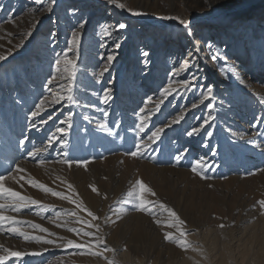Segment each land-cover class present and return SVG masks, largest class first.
I'll use <instances>...</instances> for the list:
<instances>
[{
    "label": "rangeland",
    "instance_id": "rangeland-1",
    "mask_svg": "<svg viewBox=\"0 0 264 264\" xmlns=\"http://www.w3.org/2000/svg\"><path fill=\"white\" fill-rule=\"evenodd\" d=\"M244 1L220 0L216 5L226 7L228 12L224 20L213 22L217 16L207 0H121L127 8L144 13L140 16L117 9L106 0H55L54 4L52 0H0V54H7V59L0 61V174L20 164L26 170L23 175H31L56 190H67L57 176L71 183L84 204L99 217L94 221L100 225L97 236L115 249V254L92 256L81 249H64L0 233V248L40 253L19 260L10 258L11 264H107L104 257L113 255L119 264H220L222 255L228 256L226 264H264V213L258 204L264 199V136L258 135L264 132V122L257 123V118H264V0L239 9L237 4ZM169 15L188 20L189 25L164 19ZM81 21H86L83 28H79ZM119 22H128L131 29L118 30L121 33L108 41L101 27L112 26L115 33L114 25ZM209 28L212 33L207 32ZM234 28L241 29L240 39L234 32L229 37L219 36ZM30 29L32 35L25 36ZM74 30L82 34L74 85L78 103L54 106V120L41 126L38 117V127L33 129L29 127V112L43 95H48L44 85L53 71L55 56L66 48ZM201 38L204 44H195ZM116 42L120 44L118 49L114 47ZM209 45L214 52L209 51ZM196 48V66L174 75L173 70ZM110 52L116 58L98 80L103 57ZM217 53L220 58L214 62L211 55ZM193 72L198 77L197 87L181 89L168 97L149 128L163 126L186 111L185 119L166 129L142 157L125 155L134 145L135 113L147 97L157 99L169 79H190ZM207 86L213 87V95L201 104L200 93ZM105 87L112 88L107 105L101 101ZM192 103L198 107L192 108ZM208 103L214 107L208 109ZM53 111L48 109L49 114ZM68 112L73 113V127L66 137L67 147L58 143L50 147L39 157L45 161L43 165L28 157L33 147L45 146L54 124ZM209 113L214 117L209 129L213 136L206 137L202 132L188 137L187 130L198 126ZM100 121H106L112 131L99 128ZM139 135L145 137V133ZM25 137L28 139L21 145ZM179 153H183V159L177 163L174 157ZM65 155L90 163L87 168H69L61 162ZM198 158L210 166L203 170L206 179L191 171L192 162ZM138 178L155 191L156 196L148 198L160 200L185 221L187 239L202 251L185 250L165 240V231L175 233L174 228L157 224L148 213L122 204ZM21 183L23 188L11 180L6 186L54 205L56 211L74 208L68 201ZM92 184L99 194L91 190ZM122 207L128 210L120 212ZM35 213L33 206L6 214L40 224L78 243L89 239L53 224L48 219L54 216L53 211L43 216ZM80 215L91 219L86 213ZM166 216L158 213L156 219ZM23 227L32 235L54 238L28 225ZM242 253H247L246 258Z\"/></svg>",
    "mask_w": 264,
    "mask_h": 264
},
{
    "label": "snow or ice",
    "instance_id": "snow-or-ice-1",
    "mask_svg": "<svg viewBox=\"0 0 264 264\" xmlns=\"http://www.w3.org/2000/svg\"><path fill=\"white\" fill-rule=\"evenodd\" d=\"M52 3H55V0H52ZM106 3L109 5H114L115 8L120 10H126L130 12L134 16L144 15L140 10L127 8L126 4L121 2V0H106ZM3 6L0 5V8ZM70 11H78L75 9H70ZM164 19L177 20L181 25H189V21L185 20L179 16H165ZM38 23V22H37ZM86 21H81L79 23V28H83ZM35 27V25H33ZM127 25L123 22L116 23L114 25V29L116 31L125 29ZM101 31L105 36H112L113 30L112 26H102ZM31 29L25 34V36H31ZM53 37L56 35L52 33ZM81 32L74 30L71 33L70 39L67 41V46L63 50L62 53H57L53 62V71L49 74L46 83L44 85L48 95H43L38 103H36L33 109L29 112L28 119L30 121L29 127L35 129L38 127L36 122V118L39 117V125H47L49 122L54 120L55 116V107L57 105L62 106L64 102L69 105H74L78 103L76 96L74 94V85L77 76V61L79 58V46L81 42ZM20 45H17L19 47ZM114 47L118 49L120 47L119 42L114 44ZM211 48V45L208 46ZM198 48L194 49V51L188 53V58L180 64V66L173 70L174 75L179 74L181 72L189 71L190 68L196 66V62L199 59ZM73 53V55H70ZM144 57L148 56L147 52L142 53ZM115 53L110 52L106 56L103 57V66L99 73L96 74L97 79H103L104 74L109 71V67L112 65L115 60ZM219 54L211 55L212 61H217L219 59ZM7 59V54H0V61H5ZM198 79L195 72L191 74L190 79L186 80H174L169 79L167 84L163 86L159 90V96L157 99H153V97L149 96L143 102V106L139 108V110L135 113V122L132 131L136 134L134 137V145L133 148L126 152L125 155L131 156L133 158L142 157L144 152L151 147L156 141L161 139L162 134L165 133L166 129H171L173 125L179 124L182 120L185 119V112L176 115L174 118L170 119L167 123H164L163 126H154L149 128V124L152 123L153 117L160 113L162 110V105L168 97L172 96L174 93H177L179 90L183 89L184 91H191L197 87L196 80ZM243 83V81H240ZM112 83L111 80L108 81L110 85ZM202 87V86H201ZM213 95V87L207 86L205 91L200 93L202 99H200V103L203 104L205 100H208ZM112 99V88L105 87L103 89V95L101 97L102 103L107 105L109 101ZM192 108H197V103H192ZM208 109H212L214 107L213 104L208 103L206 105ZM53 108L54 111L49 114L48 109ZM43 114V115H42ZM103 115L108 116V112L104 111ZM46 117V118H45ZM84 119H88L84 117ZM214 117L209 113L205 117L202 118V121L198 126H193L189 130H187L186 135L188 137H193L196 135H200L202 132L206 135V137H212L213 131L209 130L211 128V121ZM264 122V118H257V123ZM119 126V123L116 125ZM207 126V128H206ZM73 127V113L68 112L63 116V119H59L54 124V131H51L47 136V143L43 147H33L31 151L27 152L28 157H32L36 159V162L40 165H43L45 161L43 159H39L42 153L48 152L49 148L54 146V144L58 143L62 146V148H66L68 145V140L66 139L69 134L70 129ZM99 128L111 132L112 129L108 126L106 121L99 122ZM148 129V132L145 130ZM140 133H145V137H140ZM258 135L264 136V132L258 133ZM28 137H25L20 141L21 145H24L25 140ZM188 150L185 149L184 152ZM175 161L179 163L183 159V153H179L174 157ZM66 164L69 168L73 165L83 166L87 168L90 163L87 159H70L65 155V158L61 161ZM206 167H210L205 160L202 158H198L192 162L191 171L197 173L201 176V178H207L204 175V169ZM26 170L21 167L20 164H15V167L6 170L5 174H0V233H7L11 235H15L18 237H22L26 241L34 240L36 242H43L46 244L54 245L59 248L64 249H81L86 251L88 254L92 256H103L104 253L111 252L115 254V249L109 247L104 238L101 236H97V232L100 230L99 223H94L97 221L99 217L92 212L83 202L79 193L76 191L75 187L63 180V178L57 176L56 179L60 180L61 184L66 185V191L56 190L48 185L40 182L39 180L33 178L31 175H23ZM251 174V173H250ZM15 181L16 184L20 185L21 188L24 187V184L21 181H24L26 184L30 185L35 189H39L45 193L51 194L54 197L59 198L63 201H68L74 208L71 209H62L60 211L55 210L54 205H49L42 203L40 200L34 199L29 195L23 194L21 191L14 190L12 187L6 186L7 181ZM91 190L94 193L99 194V190L96 185H89ZM149 196L155 197V191L147 185L142 179H136L131 189L126 193L125 198L122 200L123 205H131L132 208L136 211L148 213L151 215L157 224L166 225L169 228H174L175 233L172 231H165L164 239L174 242L179 247L187 250L191 248L193 251H202L198 247H194L192 243L187 239L188 233L183 227L185 221L182 220L178 214L166 204L161 202L160 200L150 199ZM106 198V197H105ZM259 207L264 213V199L258 201ZM35 206L36 215L43 216L44 213L53 211L54 216H49L48 219L55 224L57 227L67 229L69 232L75 233L78 237L89 238L87 241H83L78 243L75 239H68L66 237L58 236L55 232H50L48 228L43 227L40 224L24 221L21 219H17L15 215H8V212L20 213L23 209H31ZM128 209L121 208L120 212H125ZM86 213L87 217L91 219H86L81 216L80 213ZM167 213L166 218L164 219H156L157 214ZM71 218V219H70ZM116 218L119 219V212L116 214ZM113 223L115 221H112ZM72 224L87 226L88 229H95L96 231L85 230V227L81 226H72ZM28 225L34 230H38L41 233H46L49 237H54L53 239H48L42 235H32L29 231H27L23 226ZM219 227L224 228V224H220ZM96 249V250H94ZM102 249V250H101ZM47 251V249H44ZM25 255H40L39 252H31L26 253L24 251L12 250L10 248H0V264H11L10 258H17L19 260ZM107 261V264H119V262L114 258L104 257ZM198 264V262H197Z\"/></svg>",
    "mask_w": 264,
    "mask_h": 264
},
{
    "label": "bare ground",
    "instance_id": "bare-ground-1",
    "mask_svg": "<svg viewBox=\"0 0 264 264\" xmlns=\"http://www.w3.org/2000/svg\"><path fill=\"white\" fill-rule=\"evenodd\" d=\"M243 1V0H242ZM256 0H245L244 2H240V3H238L237 5L239 6V9H242V7H245V5H251V4H253L254 2H255ZM220 2V0H207V3L208 4H211V5H213L214 7V16H217L216 17V19H215V21H213V22H221L222 20H224V18L226 17V14H227V12L228 11H225L227 8L226 7H219V6H217L216 4L217 3H219ZM236 12H238V11H236ZM232 16V13H231V15L229 16V18ZM127 23V24H126ZM125 24L127 25V27L125 28V29H121V30H129V28L131 29V26H130V24L128 23V22H125ZM128 26H130V27H128ZM226 27V26H225ZM137 29H140L139 27H137ZM213 29H207V32H211ZM229 31H225V32H222V33H219V36H221V37H224L226 34H228V37L231 35H233V32L235 33V34H241L242 33V31H241V29H228ZM132 31V30H131ZM213 32V31H212ZM211 32V33H212ZM231 32V33H230ZM54 33H56V32H54ZM119 33H121L120 31H116L115 33H113V35L112 36H105L104 35V37H106L107 39H108V41H110L111 39H113V38H115ZM240 34L239 35H236V37L237 38H241L240 37ZM202 39V38H201ZM204 40L202 39V40H199V39H196L195 40V44H197V45H202V44H204V42H203ZM212 46V45H211ZM214 47H216V48H218V46H216V45H213ZM208 49H209V51L210 52H214V48H209L208 47ZM250 251V250H249ZM246 252V251H245ZM243 255H244V257L246 258V256H247V253H242ZM228 256L227 255H222V256H220L219 257V262H220V264H226V262H228Z\"/></svg>",
    "mask_w": 264,
    "mask_h": 264
},
{
    "label": "water",
    "instance_id": "water-1",
    "mask_svg": "<svg viewBox=\"0 0 264 264\" xmlns=\"http://www.w3.org/2000/svg\"><path fill=\"white\" fill-rule=\"evenodd\" d=\"M260 1H261V0H259L258 2L256 1V2H254L253 4H255V3L258 4ZM245 6L248 8V7L252 6V4H251L250 6H249V5H245Z\"/></svg>",
    "mask_w": 264,
    "mask_h": 264
}]
</instances>
